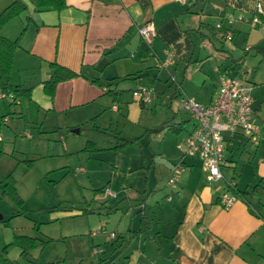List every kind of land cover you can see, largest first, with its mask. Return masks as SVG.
<instances>
[{"label":"crops","instance_id":"0c3cea01","mask_svg":"<svg viewBox=\"0 0 264 264\" xmlns=\"http://www.w3.org/2000/svg\"><path fill=\"white\" fill-rule=\"evenodd\" d=\"M17 1L26 10L9 22L1 35L10 41L19 39V47L12 72L0 86L2 91L11 87L29 93L30 98L19 96L21 102L17 107L0 101V117L9 115L13 119L14 113L28 122V116L33 120L37 113L44 115V125L51 117H63L72 134L76 135V129L81 134L89 126V131L101 138L103 146L97 149L104 153L92 154L90 161L115 155V162L101 171L91 168L90 161L88 168L79 170L87 175L90 185L97 187L96 197H105L103 209L115 212L101 223L99 233H88L92 239L114 223L110 239L120 240L118 249L126 247L127 252L138 253L139 264H264V30L253 29L246 22L225 24L236 33L229 47L224 42L230 41L216 29L228 15L251 19L259 3L263 5L264 20V0H66L67 7L62 11L38 9L32 0H0V15ZM147 23L157 31L152 46L138 32ZM224 54L228 58L223 62ZM170 56L171 64L162 68L161 63ZM213 60L218 63V83L210 90L204 81L198 89L194 84V67L202 68V74L209 77L202 66ZM51 64L80 74L59 84L54 100L44 92V83L52 76ZM144 77L153 79L151 90L164 77L173 96L167 99L160 94L151 103L141 102L134 94L147 90L143 88L147 87L142 82ZM224 77L252 85L253 120L260 128L262 142L254 146L242 132L224 133V179L211 183L199 157H181L178 144L194 131L196 121L185 112L187 118H181V109L174 110V99L184 94L209 105ZM130 82L135 86H127ZM178 85L182 91H178ZM108 90H115L119 100L107 94ZM203 91H207L206 102L198 100ZM162 105L166 107V119L143 128L139 137L125 135L119 121L114 122L107 111L121 114L124 125L139 128L145 110L155 106V113ZM169 109L174 112L172 117ZM167 121L178 127L176 132L148 134ZM49 124L47 130L51 133L50 121ZM113 134L138 140L115 150L118 144ZM91 135L87 142L98 145L100 139ZM4 141L1 134L0 142ZM15 157V152H6L1 159L0 179L12 175L17 167ZM179 160L187 166V172L173 187L169 178ZM90 172L97 176L94 180L90 179ZM3 184L0 180V189ZM259 184L263 186L262 195L239 198L230 209L222 207L221 198L231 193L232 187L251 192ZM107 189L117 197L107 196ZM4 209L0 202V213L4 215L0 222H5ZM11 216L7 229L0 223V231L5 235L4 246H0V264H22V256L30 253L23 255V250L14 244L16 237L27 235L22 234L23 228L13 226L16 213ZM10 246L20 249L19 258L10 257ZM126 258L131 260V256ZM101 261L111 263L110 258Z\"/></svg>","mask_w":264,"mask_h":264},{"label":"rangeland","instance_id":"374dc122","mask_svg":"<svg viewBox=\"0 0 264 264\" xmlns=\"http://www.w3.org/2000/svg\"><path fill=\"white\" fill-rule=\"evenodd\" d=\"M224 43L229 47L233 44L226 41ZM225 55L221 57L223 62L228 58ZM202 67L204 71L207 70L209 77L202 74V68L194 67V84L199 89L205 81L206 89L211 90L212 86L217 84L219 80L216 76L218 63L213 60L203 64ZM160 79L156 89L151 90L153 79L144 77L142 82L147 87L143 88L147 89L146 91L149 90L148 92L154 98L161 94V97H168L167 99H169L173 96V91L166 86L164 77ZM170 82L174 81L170 79ZM129 85L135 86V83L130 82L127 86ZM0 89L4 90L1 86ZM164 92L165 94H162ZM203 92L202 97H198L200 102L207 101V91ZM180 100L181 97L174 99L175 111L180 110ZM3 103L9 104V107L11 105L13 107L19 106L13 104L11 100H4ZM153 107L145 110L139 128H134L128 125L129 123L124 125L125 120L121 118V114H113L110 109L107 111L108 116L112 117L114 122L119 121L120 130L125 135L139 137L143 134L144 129L151 128L152 125L166 119L165 106H158L159 108H156L155 113L152 112ZM169 113L171 117L174 114L171 109H169ZM8 116L2 119L0 117V135L3 134L5 137L3 144L6 150L5 155L6 152L10 155L15 152L17 167L15 170L13 169L12 175L15 185L17 182L15 188L18 191L17 189L16 191L19 196H22L20 198L23 202L21 205L15 203L5 192V185L9 176L0 179L4 183L0 189V202L5 208V222L0 223L7 229L10 226L11 213L15 212L17 217L13 226L23 228L24 233L22 234L24 235L40 238L36 247L30 250L29 255L22 256V264H99L101 259L108 258H110V264H139L138 253L134 254L131 251L130 254L126 247H119L118 249L116 245L120 240L117 239L114 242L110 239L109 234L115 230L114 223L104 229L103 234H99L94 239L88 234L89 232L99 233L101 223L106 222L112 212V210L103 209V203L106 202L104 201L105 197L102 195V197L97 198L96 196H99L98 191H95L97 187L90 185L87 181V175L79 171L81 167L88 168L87 164L92 154L104 153L99 149L95 150L94 146H87L89 143L87 140L92 137L91 134L96 135L95 139H100L98 145L95 144L96 147L103 146L98 134L90 132L89 126H86L81 134H72V129L68 127L63 117H51V120H47L46 125H44V115L40 117L37 113H35L33 120H31V116H28V122L24 121V118L18 119L14 113L13 119ZM180 117L187 118V115L181 111ZM49 121L51 122V133L47 130L50 126ZM56 124H59V127ZM15 132L17 134L26 132V135L19 136ZM135 149V151L138 150L137 147ZM101 158L97 159L96 157L90 161L92 162L91 168L101 171L104 167H109L115 162V155L111 156L110 159L108 157ZM6 160L10 159L6 158ZM180 160L177 163H180ZM258 161L257 159L254 164H257ZM90 174L91 172L89 177L92 180L97 177ZM101 177L103 178V175ZM112 201L115 202L114 199H110V202ZM1 216H4L3 212L0 213V218ZM4 237L3 231H0L1 247L5 243ZM44 241L48 243L45 244ZM8 249H11V258H19L20 249L17 246L7 247ZM95 250H98L99 253L95 254ZM127 256H131V260H128Z\"/></svg>","mask_w":264,"mask_h":264},{"label":"built area","instance_id":"2783aa9c","mask_svg":"<svg viewBox=\"0 0 264 264\" xmlns=\"http://www.w3.org/2000/svg\"><path fill=\"white\" fill-rule=\"evenodd\" d=\"M235 22H246L253 29L264 30L263 5L261 3L257 5L256 13L251 19L242 15L226 16L223 22L216 25V29L220 31L225 27V24L231 26ZM138 32L143 41L148 46H152L157 36L155 27L147 23L140 26ZM223 37L231 42L233 40L232 30L227 28ZM171 59L170 56L169 59L161 63V67L166 68L171 64ZM173 80L175 81V78ZM178 91H182L180 85H178ZM134 96L143 103H151L155 99L148 91L136 92ZM179 97H181V111L190 115L196 121V126L194 131L178 144V148L183 157L200 158L203 172L209 182H219L224 179L221 171L226 151L224 133L242 132L254 146L261 144V131L253 120L252 85L241 82L234 77H224L218 93L209 105L200 104L184 94H180ZM7 99L11 100L13 104L19 105L21 102L14 91H2L0 89V101ZM186 172L187 166L183 163L175 165L169 178V184L175 187ZM105 194L114 198L117 197L110 189H107ZM238 200L239 198L232 193H226L221 198V205L224 209H230ZM95 253L98 254V250Z\"/></svg>","mask_w":264,"mask_h":264},{"label":"trees","instance_id":"16d2710c","mask_svg":"<svg viewBox=\"0 0 264 264\" xmlns=\"http://www.w3.org/2000/svg\"><path fill=\"white\" fill-rule=\"evenodd\" d=\"M36 8L38 9H54L57 11H62L67 7L66 0H32ZM26 10V6L23 5L21 2H15L12 4L9 8H7L1 15H0V84H2V81L4 78H7L10 76L13 64H14V57L15 53L19 47V39L16 41H10L4 36L1 35L3 28L11 22L13 19L21 16L23 12ZM220 32L224 35L227 32V27L225 26ZM233 33V32H232ZM236 38V33H233V40ZM52 69V76L50 80L44 83V92L47 96H49L52 100H54L57 92V88L59 84L63 82L70 81L74 78H77L80 76V74L67 69L65 67H62L58 64H51ZM11 91H14L17 97L23 96L26 98H30L29 93L21 92L20 90H15L11 87H9ZM107 94L113 96L115 100H119L118 93L115 90H108ZM178 127H176L175 124L172 123V121H167L163 123L161 126L151 129L148 131V134H158L165 131H172L176 132ZM112 137L116 139V142L118 146L116 149H121L129 146L130 144H134L137 142L138 139H126L120 137L119 134H113ZM87 146H94L95 150H97V147L94 143L89 142ZM5 155V149L2 142H0V159ZM231 193L238 198H241L243 200H247L248 197L251 194L255 195H262L263 194V186L256 185L252 188L251 192L244 191L240 192L235 187L231 188ZM5 192L8 193V195L11 197V199L17 203L22 204V199L18 195L16 188H15V180L13 175H10L7 178V184L5 185ZM146 227V226H145ZM37 239L27 237V236H21L16 237L14 240V244L19 246L23 250V255H26L32 248L36 247ZM105 261H101L99 264H104Z\"/></svg>","mask_w":264,"mask_h":264},{"label":"water","instance_id":"95a60500","mask_svg":"<svg viewBox=\"0 0 264 264\" xmlns=\"http://www.w3.org/2000/svg\"><path fill=\"white\" fill-rule=\"evenodd\" d=\"M73 133L79 134L80 133V129H76L73 131ZM34 262V261H33Z\"/></svg>","mask_w":264,"mask_h":264}]
</instances>
